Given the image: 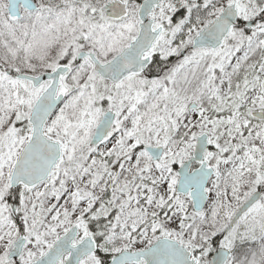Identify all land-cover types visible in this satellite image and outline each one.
<instances>
[{
  "label": "snow or ice",
  "instance_id": "snow-or-ice-1",
  "mask_svg": "<svg viewBox=\"0 0 264 264\" xmlns=\"http://www.w3.org/2000/svg\"><path fill=\"white\" fill-rule=\"evenodd\" d=\"M0 264H264V0H0Z\"/></svg>",
  "mask_w": 264,
  "mask_h": 264
}]
</instances>
